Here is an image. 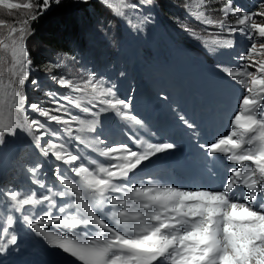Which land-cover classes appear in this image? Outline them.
<instances>
[{
	"label": "snow or ice",
	"instance_id": "6c2138e0",
	"mask_svg": "<svg viewBox=\"0 0 264 264\" xmlns=\"http://www.w3.org/2000/svg\"><path fill=\"white\" fill-rule=\"evenodd\" d=\"M53 0H29L20 4L12 0H0V8L14 10L23 7L31 15L14 23L7 37L0 39V50L10 53V76L5 83L0 78V146L25 131L33 145L44 156H53L70 167L65 175L57 167L53 173L58 185H47L40 175L42 165L36 164L28 171L32 183L38 189H6L0 192L3 202L17 211L26 206H43L38 215H23V221L43 235L47 242L76 258L81 264H264V0L259 11L241 13L233 8L232 0H225L219 11L226 18L234 14L238 18L231 26L224 19L215 20L210 13L211 0H197L194 17L221 31L243 32L251 42L239 59L237 68L222 70L243 87L241 109L231 120V131L200 147L214 158H223L236 167H227V181L219 189H185L179 186L152 182L145 184L137 179L145 162L152 156L172 150L173 143H147L139 141L136 149L121 142L106 143L96 138V143L85 136H73L72 124L78 123V131L92 133L97 119H83L73 115L71 108L83 113L91 108L82 106L87 101H98L103 107L93 112L94 117L112 111L136 125L142 122L126 110V100L115 97L111 88L90 75L82 83L60 77L57 84L71 94L49 93L55 107L40 103H27L24 87L31 73V59L27 38L31 35V22L37 19ZM59 3V0H54ZM151 4L152 0H144ZM118 17H125L128 10L140 7L137 0H101ZM190 10L191 3L186 4ZM5 21L0 20V26ZM242 26V27H238ZM217 47H232V40H213ZM219 67V66H218ZM255 68L256 71H249ZM55 79V78H54ZM35 84L36 81L32 80ZM68 105V106H66ZM71 106V107H69ZM30 108L39 117L30 119ZM180 120L190 129L194 122L183 116ZM51 123L61 126L68 137L97 154L90 161L77 152L72 154L65 144L49 139L41 146L44 137H60L61 131L51 129ZM35 129V131H34ZM38 133V134H37ZM134 136V134H133ZM102 145V146H101ZM219 154V155H218ZM100 157L104 158L102 161ZM245 162H251L246 164ZM151 177L148 180L151 181ZM55 189V190H54ZM119 194V195H117ZM65 198H70V202ZM59 201V203L57 202ZM55 209L59 214L52 215ZM101 209H105L101 213ZM54 230H46L45 226ZM11 215L0 226V234L9 236L0 240V251L17 242L12 231Z\"/></svg>",
	"mask_w": 264,
	"mask_h": 264
},
{
	"label": "trees",
	"instance_id": "16d2710c",
	"mask_svg": "<svg viewBox=\"0 0 264 264\" xmlns=\"http://www.w3.org/2000/svg\"><path fill=\"white\" fill-rule=\"evenodd\" d=\"M18 1L22 4L29 2V0ZM97 1L100 0H91V4H89L90 6L86 7L87 0H59V3H55L53 0V2L50 4V7L43 11V13L39 15L37 19L31 22V35L27 38L26 42L31 59V73L29 80L32 79V76H36V78L46 76L49 78V80H51V82L54 83L60 77L67 78L62 72L64 68L61 72H59V68L64 66L62 56L67 57L71 66H76L75 58L79 57L83 50L95 45L101 52L107 55V59L112 64L119 65L120 67L131 65L132 54L130 49H127L128 53H126L125 56L121 52H117V50H115L111 56L110 52H112L114 48H112L111 45L102 46L104 41L97 43L100 39L98 34L89 40L84 35L80 37L79 27L81 21H83L84 24L87 23L91 26H103L104 29L107 28L110 22H113V26L119 25L117 16L113 15L109 10H105L102 4ZM153 1L158 7L159 11L157 9L155 10L164 17V20L166 19V28L168 32L175 33L179 43L184 41V35L188 32H191L188 35L197 34L199 32L197 29L198 24H196L193 20H190L189 16V21L187 24L182 22L180 12H185V7L182 5L184 2L181 3L180 0H176L175 5L177 8H173L172 5H174V3L169 0H166L164 6H158V0ZM40 2L42 3V0H40ZM211 7L216 9L210 13L211 17L214 19V16L218 14L217 0H211ZM103 10L105 13H103ZM30 15L31 11L25 10L24 8L14 9L10 15L4 14L2 8H0V20L5 21L4 26H0V39L4 38L6 35V29L8 27H12L14 23H17L23 20L26 16ZM76 18H78V20ZM67 22H69L70 25ZM56 23L58 25L55 26ZM213 28V25L207 24V26H204V29L207 30H211ZM108 32L109 35L113 34V30L111 29H109ZM203 36L205 35H199L198 38L201 40ZM161 50L149 49L145 52L137 51L144 74L148 70H151L152 68L158 67L162 64ZM76 61L77 66H79V62L81 60L77 58ZM10 67V60L3 59L2 51L0 50V76L4 75ZM46 91V87L42 88V92L33 90V87L29 86L28 83L27 89L25 91V95L28 98L27 103H40L44 107L49 108L55 107V105L51 102L49 92L46 93ZM27 111L30 119H39L42 123L45 122L44 118L39 117L38 114L33 112L31 109ZM60 127V125L56 124V127L52 129H58ZM21 134L22 136H25L26 132L21 131ZM10 138L11 137L7 139L9 140ZM48 139L49 137H44L40 141L41 145H46ZM8 145L11 149L9 141ZM16 148L17 150H20L19 159H23L30 154L29 150L27 149L28 147L22 142H19L16 145ZM9 151L7 153H9Z\"/></svg>",
	"mask_w": 264,
	"mask_h": 264
},
{
	"label": "rangeland",
	"instance_id": "374dc122",
	"mask_svg": "<svg viewBox=\"0 0 264 264\" xmlns=\"http://www.w3.org/2000/svg\"><path fill=\"white\" fill-rule=\"evenodd\" d=\"M91 0H87L86 3H90ZM172 3H174V5H172L173 8H177L175 5V1L176 0H169ZM181 3L184 2V4H182L185 7V12L181 13V19L182 22L184 24H187L190 20H193L197 25V29L201 30H205V31H210L207 29H204V26H207V24L198 21L195 19L194 17V12L196 10V4H197V0H180ZM101 3L100 1H97ZM113 3H117V0H112ZM137 2L140 4V7L135 10H128L127 14L125 17L121 18L122 21L117 17L118 19V26H113V22H110L107 26V28H103V26H99L97 27L95 26H91L88 25L87 23L84 24L83 21L80 22V27H79V35L80 37L82 35H84L85 37L89 39L93 38L96 34L99 35L100 39L97 43H100L101 41H104L102 46H109L111 45L112 48H114V50L112 52H110L111 56L113 55L114 51L117 50V52H121L124 56L126 55V53H128L127 49H136V51H142L145 52L149 49H157V50H161L163 48H166L168 46H172L176 43L174 35L175 33H169L167 31L166 28V19L164 20L163 16L160 15V13H158L155 9H158L157 6L154 7V5L151 4H146L144 2V0H137ZM166 0H158V6H164ZM191 3L192 5V9L190 10L188 7H186V4ZM86 5V7H89L90 5ZM102 4V3H101ZM103 8L105 10H109L113 15L114 11L112 9H110L109 7L105 6L104 4H102ZM3 13L10 15L14 10H8V9H4L2 8ZM27 10V9H25ZM103 13L104 10H103ZM188 14V15H187ZM189 16V18H188ZM153 17V18H152ZM152 18V19H151ZM78 20V18H76ZM80 20V19H79ZM69 25L70 23L67 22ZM58 25L57 23L55 24V26ZM11 27H8L6 29V35L4 36L3 39H5L7 37L8 31ZM125 28V29H124ZM109 29L113 30V34L109 35ZM127 31V33H126ZM178 32V31H176ZM191 32H188L187 34H185L184 38L185 39H194L197 40L198 39V34H201L200 32H198L197 34H192V35H188ZM165 34V36H164ZM188 35V37H187ZM184 39V41H185ZM81 41V38H80ZM184 41H182V43H184ZM5 42L6 41L5 39ZM248 49V48H247ZM246 49V50H247ZM245 50V51H246ZM2 51V57L3 59L6 60H10L11 63V57H10V53H5ZM244 51V52H245ZM145 56V55H144ZM63 57V65L59 68V72L62 71V69L64 68V70L62 71L63 74L68 78L73 80L76 83H79V79L78 78H83L84 77V71L82 69H79L78 72H76V67L77 66H71L67 59L66 56H62ZM81 60L79 63L81 64L83 61H89V60H94V61H98L101 59H107V55L104 54L103 52H101L99 50V48L95 45V46H91L86 50L82 51V54L79 57L75 58V64H77L76 59ZM258 59H264V57H256ZM103 68H110L113 69L112 65L110 64H106L105 66H103ZM102 68V69H103ZM256 69L253 68L252 72H255ZM59 74V73H58ZM10 73L9 71H6V73L2 76H0V78H3L5 83H7L8 79H9ZM32 80H35L36 83L33 84L31 83ZM32 86L33 90H38V92H42V88L46 87L48 89L47 92L51 91L50 93H57L60 94L58 92H68V90L61 88L57 82L55 81L54 83L51 82V80H49L48 77L46 76H42V77H38L36 78V76H32V79L29 80V82H26L25 87H24V94L25 91L27 89V86ZM29 104V103H28ZM30 108H28L29 110ZM28 139H31L30 136H28ZM9 144L11 145V149L12 148H16V145L19 143L17 137H11L9 140ZM16 144V145H15ZM0 150L5 152H8L10 150L8 142L5 145L0 146ZM6 173H4L5 175ZM11 177L10 174H6L5 178L6 181L5 183H7V179H9Z\"/></svg>",
	"mask_w": 264,
	"mask_h": 264
},
{
	"label": "water",
	"instance_id": "95a60500",
	"mask_svg": "<svg viewBox=\"0 0 264 264\" xmlns=\"http://www.w3.org/2000/svg\"><path fill=\"white\" fill-rule=\"evenodd\" d=\"M89 3H86V5H88Z\"/></svg>",
	"mask_w": 264,
	"mask_h": 264
},
{
	"label": "bare ground",
	"instance_id": "6f19581e",
	"mask_svg": "<svg viewBox=\"0 0 264 264\" xmlns=\"http://www.w3.org/2000/svg\"><path fill=\"white\" fill-rule=\"evenodd\" d=\"M100 18V17H99Z\"/></svg>",
	"mask_w": 264,
	"mask_h": 264
}]
</instances>
